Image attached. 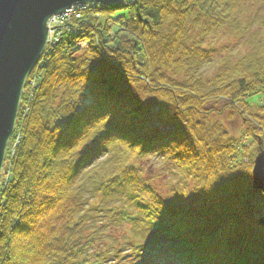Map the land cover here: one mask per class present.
Returning <instances> with one entry per match:
<instances>
[{"label":"trees","instance_id":"obj_1","mask_svg":"<svg viewBox=\"0 0 264 264\" xmlns=\"http://www.w3.org/2000/svg\"><path fill=\"white\" fill-rule=\"evenodd\" d=\"M239 2L121 0L65 23L5 152L0 264H264L247 174L264 149V42L206 77L212 51L193 32L236 29Z\"/></svg>","mask_w":264,"mask_h":264},{"label":"water","instance_id":"obj_2","mask_svg":"<svg viewBox=\"0 0 264 264\" xmlns=\"http://www.w3.org/2000/svg\"><path fill=\"white\" fill-rule=\"evenodd\" d=\"M120 0H0V170L16 115L21 107L24 82L43 53L48 21L75 5L115 4ZM251 188L264 201V149L257 141Z\"/></svg>","mask_w":264,"mask_h":264},{"label":"rangeland","instance_id":"obj_3","mask_svg":"<svg viewBox=\"0 0 264 264\" xmlns=\"http://www.w3.org/2000/svg\"><path fill=\"white\" fill-rule=\"evenodd\" d=\"M239 8L235 12L237 18V28L229 26L228 24H223L215 29L208 30L206 35H202V25L203 21H200L193 27V32L197 38H201L202 47L212 51V62L208 63L203 68V73L206 77H210L217 68V64L221 62L222 59L228 58L231 63L246 54L248 50L256 46L257 42H264V0H239ZM124 10L117 11L115 15L123 14ZM125 13V12H124ZM247 28V31L244 30ZM243 32L245 34H243ZM135 97L140 98L144 103L149 102L142 92L138 91ZM252 101V100H251ZM210 106H215L217 110L221 109L224 105L222 100H218L216 103H209ZM227 112H225L222 118L225 127L233 134V136L238 135L239 131L244 127L242 119L240 116H234L228 118ZM8 159L5 162L4 168H2V174H0V184H2V179L4 177L5 170L8 168ZM162 165H168L167 162L163 164H156L155 172L160 174L161 178L158 179L159 184H163L162 181H167L170 179L169 173L172 170L170 167L167 171L162 168ZM148 165H146L147 167ZM149 167V166H148ZM150 171L152 166L149 167ZM157 182V183H158ZM163 190V188H161ZM253 190V189H252ZM254 193L257 191L253 190ZM261 199V197H260Z\"/></svg>","mask_w":264,"mask_h":264},{"label":"built area","instance_id":"obj_4","mask_svg":"<svg viewBox=\"0 0 264 264\" xmlns=\"http://www.w3.org/2000/svg\"><path fill=\"white\" fill-rule=\"evenodd\" d=\"M87 6V4L84 5H75L71 6L68 9H66L63 13L58 15L52 16L48 21V34H47V40L44 47L49 48L51 45L58 42L60 35L62 34L63 30L69 31V27L65 25V23L71 19H78L81 16V11ZM50 23V28H49ZM41 58V57H40ZM41 60L39 59L38 63H40Z\"/></svg>","mask_w":264,"mask_h":264},{"label":"snow or ice","instance_id":"obj_5","mask_svg":"<svg viewBox=\"0 0 264 264\" xmlns=\"http://www.w3.org/2000/svg\"><path fill=\"white\" fill-rule=\"evenodd\" d=\"M249 176H252L254 174V171L247 173Z\"/></svg>","mask_w":264,"mask_h":264},{"label":"bare ground","instance_id":"obj_6","mask_svg":"<svg viewBox=\"0 0 264 264\" xmlns=\"http://www.w3.org/2000/svg\"><path fill=\"white\" fill-rule=\"evenodd\" d=\"M49 28H50V23H49Z\"/></svg>","mask_w":264,"mask_h":264}]
</instances>
